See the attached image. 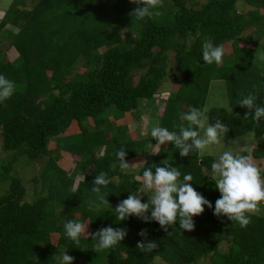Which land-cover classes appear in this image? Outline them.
<instances>
[{"label": "trees", "instance_id": "trees-1", "mask_svg": "<svg viewBox=\"0 0 264 264\" xmlns=\"http://www.w3.org/2000/svg\"><path fill=\"white\" fill-rule=\"evenodd\" d=\"M241 2L246 10H240ZM135 7L130 0H38L31 7L27 0H13L5 12L0 74L17 87L0 103V128L2 148L16 153L0 161V185L7 184L0 192V264H57L64 251L75 258L73 264H154L157 258L166 264H197L204 257L211 264H264V216L250 213L251 222L241 227L205 206L194 217L192 231L180 229L177 221L165 232L136 217L119 221L114 211L142 187L143 168L162 166L164 159L182 174L190 173L189 183L213 207L221 195L206 173L214 157L195 150L181 157L171 144L150 155L155 145L145 146L155 139L134 137L123 123L158 94L168 77L179 88L165 99L158 126H187L182 114L192 107L204 111L213 80H224L229 106L211 107L209 122L219 119L234 139L253 132L256 146L238 153L264 158V120L245 118L248 110L237 104L248 93L264 103V0H161L160 15L145 20L132 15ZM249 28L254 31L245 36ZM207 40L224 47L221 65L203 61ZM6 41L18 52L14 60L4 51ZM171 52L173 72L168 68ZM80 61L85 70L76 72ZM121 148L128 153L127 162L141 163V169L119 167L116 152ZM20 156L47 159L33 178L31 201L23 179L13 173ZM101 172L112 181L102 188L107 204L92 191ZM69 220L87 227L78 245L64 235ZM109 225L125 228L128 235L115 247L96 252L91 233ZM141 229H147L146 238L138 235ZM145 239L156 241L157 248L141 250L137 245ZM223 241L226 251L220 249Z\"/></svg>", "mask_w": 264, "mask_h": 264}, {"label": "clouds", "instance_id": "clouds-1", "mask_svg": "<svg viewBox=\"0 0 264 264\" xmlns=\"http://www.w3.org/2000/svg\"><path fill=\"white\" fill-rule=\"evenodd\" d=\"M130 2L136 5L132 15L137 20L160 15L156 9L161 0H130ZM225 54L224 47L214 45L211 40L205 41L202 45L203 61L206 64L221 65ZM16 87L15 81L0 74V103L10 99ZM256 101L257 95L248 93L243 95L237 104L248 110L245 118L251 115L252 119L259 123L264 120V103H256ZM182 119L188 124L180 125L178 130H170L163 126H155L151 129V138H154L156 143L150 140L145 146L147 148L155 145V150L148 152L150 155L159 154L162 145L171 144L179 150L181 157H188L194 150L203 151L210 145L219 144L229 130L219 119H216L214 124L210 123L205 112L196 107L182 114ZM127 155L124 148L116 152L122 170L130 167L126 160ZM161 165L153 163L151 167L143 168L142 187L132 191L114 209L119 221L136 217L143 223H157L165 232L178 221L180 229L192 231L195 228L194 217L202 214L207 206L213 209V214L217 217H227L228 220L239 223L241 227H247L251 222L250 213L257 209L259 202L264 201V173L246 155L224 151L212 163V180L215 181V187L221 194L215 201L214 207L210 200L189 183L193 181L190 173L182 174L180 169L173 166L168 159L162 160ZM111 182L106 172H101L95 177V187L92 191L97 194L96 200L109 203L102 188H106ZM144 194H148L146 201ZM95 203L96 201H92L89 207H93ZM63 228L64 235L77 245L81 236L87 232V227L75 220L65 222ZM91 235L92 239L96 240L94 250L101 252L118 245L128 232L125 228H114L109 225ZM138 235L146 238L147 229H141ZM137 246L143 251L150 252L158 245L154 240L145 239ZM74 259L64 251L57 257V264H73Z\"/></svg>", "mask_w": 264, "mask_h": 264}, {"label": "rangeland", "instance_id": "rangeland-1", "mask_svg": "<svg viewBox=\"0 0 264 264\" xmlns=\"http://www.w3.org/2000/svg\"><path fill=\"white\" fill-rule=\"evenodd\" d=\"M13 0H0V12L2 13L4 11V14H0V21H2L5 12L8 10L10 4ZM38 0H27L28 7L33 6ZM240 10H246L243 6V2L240 3ZM7 28H10L14 31H17L18 29L16 27H13L12 25H8ZM254 31V28H249L245 32V36L252 33ZM254 45H258V43H253ZM4 51L8 57L9 60H14L18 52L15 50L14 47H9V41H6L3 44ZM169 70L175 71L176 67V60H175V53L171 52L170 58H169ZM85 69L82 66V61H80L78 68L76 72H83ZM134 82L137 83L140 72L136 71L135 73ZM179 88V84L172 78L168 77L165 80V83L162 87V89L158 92V94L151 100L143 103V105L140 107L138 112L129 114L126 119L124 120L128 124L130 133L134 137H151V129L155 126H158V120L161 114L164 110V103L165 99L169 97L171 92L176 91ZM228 107L229 106V96L227 91V84L224 80H213L211 84V88L209 90V94L206 101V106L204 109L205 115L208 116V111L211 107ZM201 135H203V132L201 131ZM253 141V144L256 142L255 135L253 132L247 133L246 135H243L239 138H231V136L228 134V132L225 134L224 137L221 138V141L217 145H210L205 150L200 151L201 154L204 155H210L214 157V161L219 158V156L224 151H231L233 154L238 153L242 150L250 151L248 149H251L249 147V142ZM51 148H55V144L51 143ZM0 147H3V135L2 130L0 128ZM162 147V146H161ZM21 148L17 149L19 152ZM155 150V146L153 147V150ZM16 153L14 151H6L2 148L1 155H0V161H8L12 158L13 154ZM46 158L39 159L37 161H28L24 156H20L19 160L15 162L13 173L22 178L25 186L27 187V196L26 200L31 201L34 197V190H35V184L33 182V178L35 176L40 175L43 165L46 162ZM73 158H68V161L71 163ZM251 160V159H250ZM253 163H255L258 167H260L261 171H264V158L263 159H252ZM130 167L128 169H124L125 172H131L134 170H139L142 167V164L133 165L131 163ZM120 167V166H119ZM206 170V169H205ZM212 177V171H206ZM82 179V177H78L77 182ZM140 179V177H138ZM7 185L5 182L1 183L0 185V192L3 194V187ZM148 195V194H144ZM254 214H258L261 216H264V201H261L258 203L257 209L252 212ZM52 241H57V236L53 235ZM228 248V243L226 241H223L220 244V249L222 251H226ZM154 264H166L162 259L157 258ZM197 264H211L209 257L202 258Z\"/></svg>", "mask_w": 264, "mask_h": 264}, {"label": "crops", "instance_id": "crops-1", "mask_svg": "<svg viewBox=\"0 0 264 264\" xmlns=\"http://www.w3.org/2000/svg\"><path fill=\"white\" fill-rule=\"evenodd\" d=\"M0 14H2V15H3V14H4V11H3L2 13L0 12ZM1 17H2V16H1ZM1 17H0V18H1ZM0 22H1V21H0ZM255 139H256V138H255ZM256 143H257V142H255V143L253 144V141L249 142V144H248V145H250V144H251V145L249 146V147H251V149H248V150H250L249 152H251V151H252V149H253V148L256 146ZM242 151H244V150H242ZM245 151H246V150H245ZM250 159L252 160V159H254V158H252V157H251Z\"/></svg>", "mask_w": 264, "mask_h": 264}]
</instances>
